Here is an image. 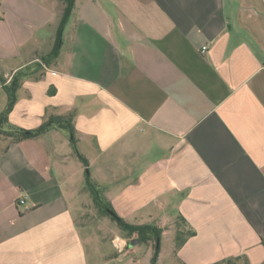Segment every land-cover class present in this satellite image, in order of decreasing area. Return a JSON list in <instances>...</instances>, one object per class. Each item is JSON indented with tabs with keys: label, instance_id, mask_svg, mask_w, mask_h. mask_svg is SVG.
Segmentation results:
<instances>
[{
	"label": "crops",
	"instance_id": "0c3cea01",
	"mask_svg": "<svg viewBox=\"0 0 264 264\" xmlns=\"http://www.w3.org/2000/svg\"><path fill=\"white\" fill-rule=\"evenodd\" d=\"M62 13L0 0V113L41 63L10 122L73 114L88 160L56 130L0 134V264H139L117 231L101 249L88 177L126 222L195 231L182 264H264V0H75L48 67Z\"/></svg>",
	"mask_w": 264,
	"mask_h": 264
},
{
	"label": "trees",
	"instance_id": "16d2710c",
	"mask_svg": "<svg viewBox=\"0 0 264 264\" xmlns=\"http://www.w3.org/2000/svg\"><path fill=\"white\" fill-rule=\"evenodd\" d=\"M59 1L63 4V13L55 37L54 46L48 55L41 58L42 64H45L48 67L51 66L59 56L62 46L63 32L75 7V0ZM43 71L44 67L41 63H33L17 71L13 75L11 81L9 83H5L4 89L8 95V102L5 109L0 113V134L11 137L15 140H26L36 139L44 136L50 131L56 130L70 140L76 155L84 165H88V160L81 154L77 146L73 114L51 117L47 122L35 129H25L10 122V114L18 102L19 91L22 88L23 83L32 77L38 76ZM87 184L93 202L102 215L116 221L121 230L124 232H127L130 235L137 234L141 243H153L154 248L151 264H157L161 253L163 229L154 223L136 225L126 222L115 212L113 207L106 200L104 196V189L99 184L93 181L91 177H88ZM194 235L195 231L191 229L184 231L180 230L177 237V246H181L189 237Z\"/></svg>",
	"mask_w": 264,
	"mask_h": 264
},
{
	"label": "rangeland",
	"instance_id": "374dc122",
	"mask_svg": "<svg viewBox=\"0 0 264 264\" xmlns=\"http://www.w3.org/2000/svg\"><path fill=\"white\" fill-rule=\"evenodd\" d=\"M102 216L108 224L96 225V227H94L93 230L96 231L97 235L99 234L100 236L99 245L105 253L109 254L111 253V251H114L113 239L116 238L115 231H117L119 236L121 237L125 236L126 238H128L126 250L131 249L130 251H132V253L129 255L133 256L135 260L140 261L139 264H151V259L153 257V248H154L153 243L145 244L139 242L134 247H130V242L132 240L139 239L138 235L137 234L130 235L129 233L124 232L123 230H121L119 224L116 221L111 220L107 216L104 215ZM178 225H181V223H178ZM176 234L177 235L173 234L165 238H162V245H161L162 263L160 264L183 263L182 258L178 255V250L176 248L177 239H178L177 237L179 233L176 232ZM116 242L119 245H122L124 243L119 238L116 240Z\"/></svg>",
	"mask_w": 264,
	"mask_h": 264
},
{
	"label": "built area",
	"instance_id": "2783aa9c",
	"mask_svg": "<svg viewBox=\"0 0 264 264\" xmlns=\"http://www.w3.org/2000/svg\"><path fill=\"white\" fill-rule=\"evenodd\" d=\"M206 49H207L206 46L203 47V50H204V51H206ZM24 202H25L24 199H20V200L18 201L19 204H23ZM117 247H118L119 249H122V248H123L122 245H119L118 243H117Z\"/></svg>",
	"mask_w": 264,
	"mask_h": 264
},
{
	"label": "water",
	"instance_id": "95a60500",
	"mask_svg": "<svg viewBox=\"0 0 264 264\" xmlns=\"http://www.w3.org/2000/svg\"><path fill=\"white\" fill-rule=\"evenodd\" d=\"M140 242V240L139 239H135V240H132L131 242H130V247H134L136 244H138Z\"/></svg>",
	"mask_w": 264,
	"mask_h": 264
}]
</instances>
